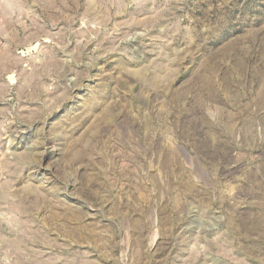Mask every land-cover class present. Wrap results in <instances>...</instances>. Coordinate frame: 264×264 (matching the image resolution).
<instances>
[{
	"label": "rangeland",
	"instance_id": "374dc122",
	"mask_svg": "<svg viewBox=\"0 0 264 264\" xmlns=\"http://www.w3.org/2000/svg\"><path fill=\"white\" fill-rule=\"evenodd\" d=\"M0 264H264V0H0Z\"/></svg>",
	"mask_w": 264,
	"mask_h": 264
}]
</instances>
